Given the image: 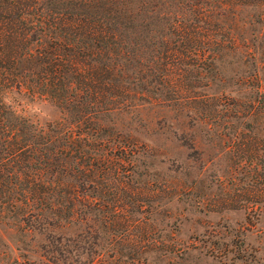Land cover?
<instances>
[{
	"label": "rangeland",
	"instance_id": "rangeland-1",
	"mask_svg": "<svg viewBox=\"0 0 264 264\" xmlns=\"http://www.w3.org/2000/svg\"><path fill=\"white\" fill-rule=\"evenodd\" d=\"M236 13L232 38L187 55L157 104L111 113L118 199L107 184L61 229L0 223V264H264V5ZM6 102L37 125L61 117L22 92Z\"/></svg>",
	"mask_w": 264,
	"mask_h": 264
},
{
	"label": "trees",
	"instance_id": "trees-1",
	"mask_svg": "<svg viewBox=\"0 0 264 264\" xmlns=\"http://www.w3.org/2000/svg\"><path fill=\"white\" fill-rule=\"evenodd\" d=\"M242 5L264 0H0V223L61 229L107 184L118 199L111 113L157 104L187 55L232 38ZM13 92L52 102L60 119L30 121L6 102Z\"/></svg>",
	"mask_w": 264,
	"mask_h": 264
}]
</instances>
